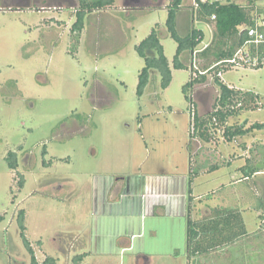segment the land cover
Returning a JSON list of instances; mask_svg holds the SVG:
<instances>
[{"label":"rangeland","instance_id":"374dc122","mask_svg":"<svg viewBox=\"0 0 264 264\" xmlns=\"http://www.w3.org/2000/svg\"><path fill=\"white\" fill-rule=\"evenodd\" d=\"M157 1L115 0L112 6L85 12L77 42L71 27L81 0H0V214L5 215L0 264H30L19 237V210L25 211L26 235L38 262L51 256L56 264H66L88 251L97 255L85 264L130 260L125 254L98 255L96 220L100 213H134L137 203L148 202L150 196L164 203L174 199L171 214L178 215L177 248L172 258L155 262L187 264L188 182L181 173L188 167L198 174L193 199L200 204L192 201L193 217L217 205L236 208L248 233L195 263L264 264V166L246 179L239 170L249 158V166L258 165L252 159L258 148L264 162V129L232 141L223 127L209 128L208 140L193 136V114L206 116L219 89L214 74H208L184 93L195 78L192 66L199 68L197 54L182 53L183 68L172 67L177 43L167 31V10L156 8ZM249 1L233 0L241 7ZM253 3L264 10V0ZM176 21L182 37L192 30L203 32L197 51L211 43L214 25L198 21L193 7H180ZM153 29L172 80L162 89L160 75L151 71L139 97L138 76L145 63L135 48ZM219 80L260 97L258 109L229 118L226 126L264 123V66L231 69ZM10 152L17 158L16 172L8 168ZM17 173L24 179L21 190ZM117 178L124 184L123 198L110 202ZM141 241L149 251L155 245L148 233Z\"/></svg>","mask_w":264,"mask_h":264},{"label":"trees","instance_id":"16d2710c","mask_svg":"<svg viewBox=\"0 0 264 264\" xmlns=\"http://www.w3.org/2000/svg\"><path fill=\"white\" fill-rule=\"evenodd\" d=\"M115 0H81L79 10L76 13V21L71 27V33L76 39L79 37L83 29L84 13L87 11L98 10L104 7H109L114 4ZM182 0H169L166 6L167 19L166 27L170 37L177 43L176 55L172 67L174 69H182L183 65L179 62V57L182 53L189 51L193 54L197 51V47L203 40V32L201 30H192L186 36L182 37L176 30V13L181 6ZM194 15L198 21L212 23L214 25L213 38L204 49L197 52V64L199 70H207L215 62L222 59L231 58L238 48L245 41V32L241 29L251 24L253 12L264 14V10L257 8L253 0L249 1L248 6L241 7L234 3L233 0H225L221 3L216 0L213 3H202L199 0H194ZM215 19L212 20L211 17ZM78 42V39H77ZM138 55L144 60L145 66L142 68L138 76L137 95H143L145 88L149 83L151 71H156L161 77V88L166 89L172 80L171 66L164 55L163 46L160 43L157 32L153 29L150 34L142 40L137 46ZM206 80V75H199L192 78L184 88V93L187 92L189 86L203 83ZM214 83L219 89V95L215 99L212 110L204 117L193 114V136L199 137L202 140H208V129L224 128V136L228 141H232L235 137H243L253 130L264 129V123H254L248 128L243 126L231 127L226 126L229 118L238 116L245 110L258 109L260 104L259 95L249 92L240 91L225 85L218 77L214 75ZM262 151L258 148V156L254 155L252 159L257 166H249L250 158L246 160V164L239 168L245 175L244 178H249L261 172V166H264L262 160ZM46 154V149L43 150V155ZM257 157V158H256ZM260 158V162L258 159ZM6 161L8 168L12 171H17L18 163L16 155L10 152ZM45 166H49L51 162H44ZM261 165V166H260ZM213 166L212 169H215ZM198 171V169H197ZM198 173V172H197ZM193 172H189L187 177L188 192L186 202V230H185V250L188 261H193L196 257H201L206 254L215 252L218 248L229 246L239 241L248 235L241 212L236 208L231 207H209L207 212L200 218L193 217V197H192V182ZM19 180L17 182L18 190H21L24 184L23 177L17 173ZM260 218L262 216H259ZM5 215L0 214V223L4 221ZM17 224L19 229V237L28 254L30 255V264H56L57 259L47 256L42 262H38L35 258V252L32 244L26 235L25 226V211L19 210L17 214ZM264 228V226H262ZM40 246V242H37ZM85 254H78L73 257L72 263L79 264Z\"/></svg>","mask_w":264,"mask_h":264},{"label":"crops","instance_id":"0c3cea01","mask_svg":"<svg viewBox=\"0 0 264 264\" xmlns=\"http://www.w3.org/2000/svg\"><path fill=\"white\" fill-rule=\"evenodd\" d=\"M152 2H154V0H152ZM168 2V0H158L155 3V6L156 8L165 9L168 5ZM186 2V0H182L181 6L193 7L194 3L188 4ZM189 169V167L183 169V172L181 173L182 176L188 177ZM121 180V178H117L115 183L111 181L112 188L110 191V202H112L113 200H118L120 202L121 198H123L121 193L124 184ZM193 185L194 181L192 182L191 188L192 197H195L196 195H194L193 193ZM94 188H96V190H99L98 184ZM111 193L113 194V197L111 196ZM151 197L152 196H150V198L148 199V202H142L141 204L137 203V208L134 213H128V210L127 213L119 211L115 214L111 213L112 215H109L107 213H100L101 218H97L95 224L97 236L98 238H100L99 244L96 245V247L101 252L98 253V255L117 256L118 254H120L119 257H122V255L125 254L130 258V260H120L118 264H158L157 262H155L156 258H172V255L177 248L175 244V219L176 217H178V215L171 214V212L174 213V210L171 207V201L173 202L174 199L170 202L168 201L167 203H164V201L157 200ZM198 199L199 198L193 200H195L196 202L198 201L197 204H200ZM132 205L136 204L133 203ZM132 205L130 204V206ZM215 207L228 206L217 205ZM162 208V211L155 210ZM144 209L145 213L143 212ZM185 214L184 217H186ZM107 222L109 223L110 230H107ZM113 225H116L115 229H113ZM147 233L150 236V242H153V240L155 242L153 249L150 251L146 249V242L141 241L142 238H146ZM150 242L147 243V247L152 245ZM67 252L71 253V249H68ZM95 255L97 254H95V252L93 251L86 252L85 257L79 264H85L86 259H93ZM198 258H200V256L196 257L193 260L194 264H196L195 261ZM191 262L192 260L188 261L187 264H191ZM66 264H73L72 260ZM88 264L102 263L91 261ZM105 264L113 263L106 262Z\"/></svg>","mask_w":264,"mask_h":264},{"label":"built area","instance_id":"2783aa9c","mask_svg":"<svg viewBox=\"0 0 264 264\" xmlns=\"http://www.w3.org/2000/svg\"><path fill=\"white\" fill-rule=\"evenodd\" d=\"M202 3H213L210 0H199ZM215 2V1H214ZM215 19L214 16L211 17ZM245 32V41L231 58L215 62L207 70H199L195 65L194 77L214 74L221 78L224 73L237 68H260L264 66V14L252 13L251 24L241 29ZM195 51L193 54H197Z\"/></svg>","mask_w":264,"mask_h":264}]
</instances>
